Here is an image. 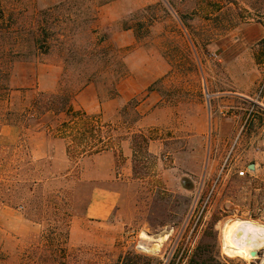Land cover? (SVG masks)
Listing matches in <instances>:
<instances>
[{
	"label": "rangeland",
	"instance_id": "obj_1",
	"mask_svg": "<svg viewBox=\"0 0 264 264\" xmlns=\"http://www.w3.org/2000/svg\"><path fill=\"white\" fill-rule=\"evenodd\" d=\"M0 12L12 89L29 99L92 77L72 107L108 141L74 163L42 125L0 122V264L196 252L263 264L264 246L246 261L223 235L234 217L264 223V0H0Z\"/></svg>",
	"mask_w": 264,
	"mask_h": 264
},
{
	"label": "trees",
	"instance_id": "obj_2",
	"mask_svg": "<svg viewBox=\"0 0 264 264\" xmlns=\"http://www.w3.org/2000/svg\"><path fill=\"white\" fill-rule=\"evenodd\" d=\"M14 59L16 56L13 54L6 60L0 58V122L25 128L33 124L42 125L48 133L66 141V155L74 163L108 150V141H102V131L96 126V117L75 111L72 107L75 96L92 82V77L73 82V87L67 85L68 81L64 77L55 93L38 92L26 99L24 94L28 90L12 89L10 86ZM14 92L21 93L19 102H14ZM195 255L187 264H206L201 254L196 252ZM133 258L128 253L116 264H135ZM145 260V264H150V259Z\"/></svg>",
	"mask_w": 264,
	"mask_h": 264
},
{
	"label": "bare ground",
	"instance_id": "obj_3",
	"mask_svg": "<svg viewBox=\"0 0 264 264\" xmlns=\"http://www.w3.org/2000/svg\"><path fill=\"white\" fill-rule=\"evenodd\" d=\"M166 237H161L159 241L164 242ZM263 246L264 223L238 217L227 223L223 235V249L226 254L238 255L243 260L251 261L257 258L258 251ZM147 249L150 252L156 251L154 246H148Z\"/></svg>",
	"mask_w": 264,
	"mask_h": 264
},
{
	"label": "built area",
	"instance_id": "obj_4",
	"mask_svg": "<svg viewBox=\"0 0 264 264\" xmlns=\"http://www.w3.org/2000/svg\"><path fill=\"white\" fill-rule=\"evenodd\" d=\"M224 170V166L221 167V169L219 170V172L217 173V175L212 179L211 181V185L210 188L208 190V193L206 195L205 201H204V205L203 207L209 202V200L214 196L215 192H216V188L218 186V183L221 179L222 176V171ZM245 174L244 171H239L236 172L237 177H243ZM203 209H201L200 213L202 212ZM264 264V261H263Z\"/></svg>",
	"mask_w": 264,
	"mask_h": 264
},
{
	"label": "water",
	"instance_id": "obj_5",
	"mask_svg": "<svg viewBox=\"0 0 264 264\" xmlns=\"http://www.w3.org/2000/svg\"><path fill=\"white\" fill-rule=\"evenodd\" d=\"M250 169H253V165H251L250 167H249ZM169 233H170V229H163L162 231H160L158 234H155L154 235V238L155 239H158V238H161V237H164V236H168L169 235ZM138 242H143L142 241V239L141 238H139L138 239Z\"/></svg>",
	"mask_w": 264,
	"mask_h": 264
},
{
	"label": "crops",
	"instance_id": "obj_6",
	"mask_svg": "<svg viewBox=\"0 0 264 264\" xmlns=\"http://www.w3.org/2000/svg\"><path fill=\"white\" fill-rule=\"evenodd\" d=\"M102 154H103V153H102ZM99 155H101V154H99ZM99 155H98V156H99ZM109 196H110V195H109ZM110 198H112V200H111V201L109 200V203L111 204V203H113V202H114V198H113L112 196H110Z\"/></svg>",
	"mask_w": 264,
	"mask_h": 264
}]
</instances>
